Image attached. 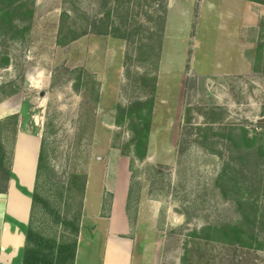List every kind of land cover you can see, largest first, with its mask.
Masks as SVG:
<instances>
[{
	"label": "rangeland",
	"instance_id": "rangeland-1",
	"mask_svg": "<svg viewBox=\"0 0 264 264\" xmlns=\"http://www.w3.org/2000/svg\"><path fill=\"white\" fill-rule=\"evenodd\" d=\"M32 4L27 34L0 39V58H10L0 64V99L36 106L43 195L69 199L73 216L79 190L61 196L64 185L74 174L87 182L93 159L116 149L129 161L133 199L161 204L149 236L156 264H264V2ZM63 12L66 34L93 24L109 33L59 44ZM14 128H0L7 162ZM35 219L43 233L61 232L42 208ZM224 225L228 241L214 239Z\"/></svg>",
	"mask_w": 264,
	"mask_h": 264
},
{
	"label": "crops",
	"instance_id": "crops-1",
	"mask_svg": "<svg viewBox=\"0 0 264 264\" xmlns=\"http://www.w3.org/2000/svg\"><path fill=\"white\" fill-rule=\"evenodd\" d=\"M13 96L0 101V121L18 116L11 177L7 191L0 193V264L23 262L43 138L36 106ZM107 156V161L93 159L88 168L74 264H156L160 246L149 236L158 232L161 204L141 197L132 223L127 209L133 183L129 161L116 149Z\"/></svg>",
	"mask_w": 264,
	"mask_h": 264
},
{
	"label": "trees",
	"instance_id": "trees-1",
	"mask_svg": "<svg viewBox=\"0 0 264 264\" xmlns=\"http://www.w3.org/2000/svg\"><path fill=\"white\" fill-rule=\"evenodd\" d=\"M250 1L264 2V0ZM29 2L30 0H0V39H6L9 37H11L12 39L20 38L24 37L25 34H27L31 27V21L33 19V4L29 6ZM66 17H68L67 13L63 12L62 23L60 25L59 30V44H66V38H69L68 41L74 40L82 35L87 34L89 31H94L95 33H109L108 28H105L104 31H100L96 28L97 25L93 24V28H91V30H88L87 27L82 30H80L79 28L69 27V34H66L64 33V29L66 28ZM62 37L65 38L64 41L61 39ZM9 63L10 58L8 56L5 55L3 56V58H0L1 65H7ZM16 92L17 91L14 90L6 95H13ZM1 100L2 98L0 99V101ZM151 107H153V101H151ZM11 120L13 121V124L15 126L13 131L14 143L15 135L17 133L18 116L12 115L0 121V128L4 124H11ZM6 159L7 158L5 148L0 140V181H2L0 186V193L6 192L8 188V183L11 177L12 152L10 157L8 158V162ZM45 159L46 152L45 141L43 136L41 150L39 154L35 188L32 194L31 217L26 233V244L23 251L22 264H74L77 251L81 209L86 185V174H84L83 181L81 184L77 183V179L79 177L77 174H74L70 178V180L67 181V188L64 185V188L60 193V195L63 196V193L66 192V195L71 198L72 194H74V189L79 190L80 210L72 216L71 210L68 209L70 207L69 199L66 198V200L64 201L65 203H63L61 201L62 197H60V200L57 199L53 200L52 202L48 198H46L42 193L40 184L46 168ZM137 200L138 198L136 200L133 199L132 183L127 204L129 217L132 223L135 221L136 211H134V213L132 214L131 206L133 204V201L136 206L138 202ZM63 204L66 210L64 214L62 211ZM41 208L44 210V212H46V214L52 217L53 223L60 227V233L56 232L55 234L47 235L37 228V224L35 223V217ZM75 217L76 219L74 220ZM74 221H76V224L74 223ZM218 230L216 231L217 238L215 237L214 239H223L228 241L227 238L231 236L229 230H232L227 225L222 226ZM233 231H236V233L239 235L242 234V230L239 228H235L233 229Z\"/></svg>",
	"mask_w": 264,
	"mask_h": 264
},
{
	"label": "water",
	"instance_id": "water-1",
	"mask_svg": "<svg viewBox=\"0 0 264 264\" xmlns=\"http://www.w3.org/2000/svg\"><path fill=\"white\" fill-rule=\"evenodd\" d=\"M259 123H264V116L258 119Z\"/></svg>",
	"mask_w": 264,
	"mask_h": 264
}]
</instances>
